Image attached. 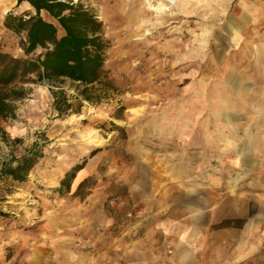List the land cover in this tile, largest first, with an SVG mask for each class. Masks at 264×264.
Returning <instances> with one entry per match:
<instances>
[{
	"label": "rangeland",
	"instance_id": "1",
	"mask_svg": "<svg viewBox=\"0 0 264 264\" xmlns=\"http://www.w3.org/2000/svg\"><path fill=\"white\" fill-rule=\"evenodd\" d=\"M72 1L103 22L122 92L60 118L48 86H27L17 119L2 123L0 173L48 143L26 182H0V264H264V80L233 37L236 0H143L138 33L125 0ZM9 12L35 11L0 6L2 50L24 58ZM164 27L165 38L146 36ZM85 159L71 192L57 193Z\"/></svg>",
	"mask_w": 264,
	"mask_h": 264
},
{
	"label": "trees",
	"instance_id": "2",
	"mask_svg": "<svg viewBox=\"0 0 264 264\" xmlns=\"http://www.w3.org/2000/svg\"><path fill=\"white\" fill-rule=\"evenodd\" d=\"M17 7L28 4L35 15H5L6 31L19 37L24 58H16L2 50L0 42V137L10 140L2 123L17 119V103L30 95L28 85H46L53 99L52 108L60 118L79 114L85 103L100 106L114 101L122 90L106 70V56L111 43L104 24L89 9L72 0H15ZM47 13L55 22L42 17ZM59 29L63 35L59 36ZM120 103V102H119ZM119 110L125 108L120 105ZM21 140H15L20 144ZM46 138L37 140L20 158L6 163L0 182L24 183L29 174L45 158ZM100 150L91 153L93 158ZM87 160L68 171L56 190L70 193ZM83 181L80 194L89 183ZM2 200H0L1 202Z\"/></svg>",
	"mask_w": 264,
	"mask_h": 264
},
{
	"label": "crops",
	"instance_id": "3",
	"mask_svg": "<svg viewBox=\"0 0 264 264\" xmlns=\"http://www.w3.org/2000/svg\"><path fill=\"white\" fill-rule=\"evenodd\" d=\"M234 8L236 11L232 15L236 16L240 27L233 31V37L235 35L236 40L248 42L251 49L249 56L255 58L252 64L257 66L264 80V0H236L231 9Z\"/></svg>",
	"mask_w": 264,
	"mask_h": 264
},
{
	"label": "bare ground",
	"instance_id": "4",
	"mask_svg": "<svg viewBox=\"0 0 264 264\" xmlns=\"http://www.w3.org/2000/svg\"><path fill=\"white\" fill-rule=\"evenodd\" d=\"M149 2V7L151 10H154L155 7H153L151 5L152 1H159V0H145ZM145 1L143 2V0H125V9L124 11H122V19L123 20H129L130 23H133L134 26H137L134 29V33H138L143 29V25H142V20H143V12L141 10H136V7H143V5L145 4ZM168 2H170V0H166ZM15 0H0V6L1 8H3V11L6 12L7 10L10 9L11 4H15ZM30 6V5H29ZM179 7V6H178ZM30 8L33 10V8L30 6ZM129 8V9H128ZM156 10V9H155ZM159 12V16L160 18L163 20L162 25H165L169 22L170 18L168 15L169 9L164 7L163 5H160L159 9H157ZM156 27V26H155ZM167 27L164 28H160V29H156L155 33H146V36L151 37L152 39L157 38H165L169 32H166ZM84 171H81L79 174H83ZM226 250H228V248H225ZM210 250H207V253Z\"/></svg>",
	"mask_w": 264,
	"mask_h": 264
}]
</instances>
